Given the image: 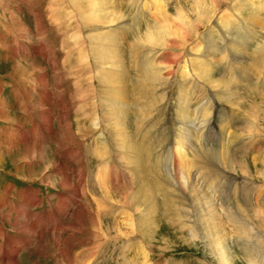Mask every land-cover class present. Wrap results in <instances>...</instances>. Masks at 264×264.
Segmentation results:
<instances>
[{"label":"rangeland","instance_id":"obj_1","mask_svg":"<svg viewBox=\"0 0 264 264\" xmlns=\"http://www.w3.org/2000/svg\"><path fill=\"white\" fill-rule=\"evenodd\" d=\"M74 1L0 0V112L8 117L3 120L0 116V245L3 240L7 245L5 249L1 247L0 263L15 260L17 264H64L63 252L72 257L73 263L80 254L77 264H264V79L260 77L264 72L256 74L252 67L263 66L262 54L256 47L257 41H264V34L251 41L250 32L249 40L240 32L236 36L247 42L238 62L251 71L247 73L253 79L235 81L238 92L243 94L241 107L233 98L225 101L219 92L222 90L217 87L214 91L194 75L195 70L183 69L189 47L177 42L179 36L173 35L170 43L156 41L158 38L146 40V32L164 36L157 32L165 23L162 13L169 17L166 19L170 24L174 22L173 30L177 28L179 11H184L198 33L209 34L218 46H223L222 23H214L215 15L212 22L207 20L205 13L210 0H165L166 7L160 15V9H154L150 0ZM233 4L240 5L238 14H227L233 19L229 24L234 30L243 31L244 20L249 19L261 23L258 30L264 32V0H221L217 8L219 21ZM146 8L156 12L152 16ZM99 9L123 13L112 23L120 26L113 28L107 17L103 26L97 27L100 23L96 18L104 16ZM9 21L13 23L9 25ZM96 34L102 42L105 35L117 43V56L124 68L118 69L120 78L112 75L113 79L105 81L94 68L89 52ZM227 37L231 39L232 35ZM225 52L226 56L222 51L211 56L219 64L213 78H219L223 69L231 73L223 74L224 79L232 75L233 61L227 56L228 50ZM192 54L208 56V49ZM177 56L182 59L179 63L167 62ZM198 76L207 79L203 73ZM224 82V86L232 85V81ZM192 86L190 108L186 120H182L178 116L179 92ZM106 101L115 107L113 115L105 113ZM121 102L125 104L122 108ZM253 106L261 111L254 113L258 116L259 131L255 130L259 136L257 131L249 133ZM94 110L98 120L93 118ZM115 120L126 123L138 150L134 148L135 155L142 156L133 157L136 161L128 167L119 159L121 153L114 143L117 131L111 124ZM181 126L190 135L177 145L175 139L184 131ZM172 147H183V153H188L184 163L190 159L193 165V187L206 195L207 204L213 199L219 209L220 223L214 226L211 222L210 231L198 225L197 217L181 199L182 190L188 191L184 173L179 164L173 167L164 158ZM95 149L105 151L106 159L97 157ZM155 155L163 161L157 162ZM101 165L105 169H99ZM98 170H102L101 176L112 194L101 210L94 197L103 193L91 178ZM64 177L69 183L63 182ZM140 183H145L144 190L140 191ZM127 194L142 196L138 204L145 200L141 205L151 207L148 212L142 210L146 212L144 217L135 214L136 226L123 222L132 213ZM101 224L103 229L98 228ZM117 225L121 227L118 235ZM105 230L106 237L102 234Z\"/></svg>","mask_w":264,"mask_h":264},{"label":"bare ground","instance_id":"obj_2","mask_svg":"<svg viewBox=\"0 0 264 264\" xmlns=\"http://www.w3.org/2000/svg\"><path fill=\"white\" fill-rule=\"evenodd\" d=\"M76 1V0H75ZM74 1V2H75ZM106 1V0H105ZM164 1V2H163ZM203 1V0H202ZM221 0H210V5H209V7L205 10V13L206 14H208V17H207V20H209V21H211L210 19H212L213 18V16L215 17L214 19V23L216 24V25H218L219 26V23H222L221 25H222V43H223V46L222 45H220V46H218V44L214 41V39L213 38H209L208 36H209V34H207V33H203V34H201V33H198L197 31H198V29L195 27V26H193L192 25V21L190 20V19H187L186 18V16L184 15V11L182 12V11H179V13H178V24H177V28L176 29H173L172 30V27H173V24H174V22L172 23V24H170V22L166 19V17H165V15H163V13L160 15L159 13H161L162 12V10L166 7L165 5V0H150V4H153L154 5V9L157 7V8H159L160 10L157 12V14L158 15H160V16H163L162 18H163V20L165 21V23L163 24V27H161L157 32H160V33H163L164 34V36H166V38L163 36H157L156 34H149L148 32H146V40H147V42L148 41H150V42H153L156 38H158V40H156V41H162L161 43H165V41H169V43L172 41V37H173V35H174V37H175V35H177V36H179L178 38H176V40H177V42H178V40H179V42H183L184 44H186V45H188V56H186L185 58H186V61H185V65H183V69L184 68H186L187 69V67L190 69V70H192V71H194L193 73H194V75L197 77V78H202L201 80H203V81H205V82H207L213 89H214V91H216L215 89H220V90H222V91H219L220 93H222V95L221 96H223L226 100L225 101H227V102H229L230 100H232V98H233V101H235L237 104H239V106H241L242 107V105H240L242 102H243V94L241 95L239 92H238V85H237V83H235V81H237V80H242V82H251V81H253V79L250 77V75H249V73H247V72H251L249 69H243V67H242V65H241V63H239L238 62V59L240 58V54H241V48H244V47H246V44H247V42L242 38V39H240V37H236L237 35H238V33L240 32V34L241 35H244L248 40H249V32H250V41L251 40H253V38L254 37H257L259 34H262V36H263V34H264V32L262 31V29H260V30H258V28H260L261 27V23H259V22H255V20L254 21H251V20H249V19H246V20H244V22H245V24H244V30L243 31H240V29H238L237 28V30H234L233 29V25L231 26L230 24H229V22H232V20L233 19H230V18H232V17H229V16H227V14L229 13L230 14V16H233V15H236V14H238L236 11L237 10H239L240 8V5L239 6H237V5H231L230 6V9H227V11H225L224 12V14L221 16V21H219L218 20V16H217V8H219L218 6H219V2H220ZM239 1V0H238ZM71 2V1H70ZM201 2V1H200ZM248 2V1H247ZM71 3H73V2H71ZM116 3V2H115ZM109 4V3H108ZM107 4V5H108ZM136 4V3H135ZM149 4V3H148ZM206 4V3H205ZM220 4H222V3H220ZM77 5V4H76ZM103 5V4H102ZM105 5V4H104ZM103 5V6H104ZM110 5V4H109ZM116 5H117V3H116ZM143 5V4H142ZM208 5V4H207ZM71 6H72V4H71ZM144 6V5H143ZM90 7V6H89ZM115 7V6H114ZM80 8V7H79ZM83 8H85V7H83ZM101 8V7H100ZM104 8H105V6H104ZM110 8V7H109ZM142 8V7H141ZM156 8V9H157ZM201 7H200V4L198 3V6L196 5V9H200ZM57 9V8H56ZM147 10H148V12L149 13H151L152 14V16H153V13H155L156 11L153 9V10H151L150 8H146ZM205 9V8H204ZM142 10H144V8H142ZM197 10V11H198ZM228 10H229V12H228ZM92 11V10H91ZM155 11V12H154ZM165 11V10H164ZM99 13L100 12H104L103 14H104V16H101V15H97L98 17L96 18V23H100V25H97V27L99 26V28L100 27H102L103 26V23H104V21L103 20H106V18L108 17V21H109V23L111 22V24L113 23V21H115L114 19L116 18V16H117V18H118V16H119V18H121V17H123V13H121V12H116V11H113V10H110V11H106V10H101V9H99V11H98ZM124 12V11H123ZM146 12V11H145ZM202 12V11H201ZM216 12V13H215ZM1 14V13H0ZM92 14V13H91ZM102 14V15H103ZM156 14V15H157ZM12 15V14H11ZM89 15V14H88ZM2 16V15H1ZM125 16V15H124ZM201 16V15H200ZM78 17V16H77ZM103 17V18H102ZM198 17H199V15H198ZM204 17V16H203ZM242 17V16H241ZM251 17V16H250ZM249 17V18H250ZM167 18H169V17H167ZM195 18V17H194ZM222 18H224V19H222ZM227 18H229V19H227ZM234 18V17H233ZM235 18H237V16L235 17ZM196 19V18H195ZM259 19V18H258ZM11 20V19H10ZM90 20H92L91 18H90ZM120 20V19H119ZM167 20V21H166ZM192 20H194V19H192ZM226 20H229V21H226ZM195 21V20H194ZM197 21V20H196ZM223 21H226V22H223ZM10 23H9V25H11L13 22L12 21H9ZM212 22V21H211ZM263 22V21H262ZM86 23V22H85ZM93 23H95V22H93ZM196 23V22H195ZM200 23H201V21H200ZM124 24H126V23H124ZM205 24V23H204ZM4 25V24H3ZM113 25V24H112ZM115 25H119L120 26V24H115L114 23V25H113V28H114V26ZM130 25H131V23H128V24H126V26H129L130 27ZM195 25V24H194ZM109 26H110V24H109ZM122 26V29L123 28H125L126 26H124V25H121ZM134 26V25H133ZM198 26V25H197ZM237 26V25H236ZM242 26H243V24H242ZM108 27V26H107ZM156 27V26H155ZM154 27V28H155ZM196 28V29H194V28ZM232 27V28H231ZM235 27V26H234ZM239 27V26H238ZM7 28V27H6ZM134 28V27H133ZM152 28V27H151ZM82 29V28H81ZM109 29V28H108ZM117 29H119L118 27H117ZM116 29V30H117ZM126 29V28H125ZM131 29V28H130ZM110 30V29H109ZM120 30V29H119ZM128 30V29H127ZM126 30V31H127ZM145 30H146V28H145ZM225 30V31H224ZM107 31V30H106ZM114 31V30H113ZM115 32V31H114ZM156 32V33H157ZM178 32H180V33H178ZM247 32V33H246ZM151 33V32H150ZM83 34V33H82ZM228 34H231L232 35V37H231V39L229 38V37H227V35ZM109 35V34H108ZM138 35V34H137ZM97 34H96V36H94V38H93V40H94V42H92V41H90L91 43H90V52H89V54H91V57L93 56V60H94V64H93V66H94V68L95 69H97V72H98V75L100 76V78H101V76H103V80L104 79H106L105 81H107V79H110L111 77H112V75L114 76V78H120L121 76L119 75V70L118 69H120V70H124V68H123V63H122V60L120 59L121 57H119V56H117V55H120V54H118V52H117V43H115L112 39H110V38H108L107 36H105L104 35V37H102L103 39H104V41L105 42H102V41H100L98 38H97ZM112 36V35H111ZM157 36V37H156ZM120 37V36H119ZM138 37H140L139 35H138ZM174 37H173V40H174ZM77 38V37H76ZM108 38V39H107ZM113 38V37H112ZM114 38H115V35H114ZM110 39V40H109ZM117 39V38H116ZM145 40V39H144ZM224 40V41H223ZM235 40H237V41H235ZM256 40V39H255ZM85 41V40H84ZM111 41V42H110ZM149 42V43H150ZM264 41H263V39L259 42V41H257V51L260 53V54H262L261 55V58H262V61H261V64H263V66H264V43H263ZM79 43V42H78ZM142 43V42H141ZM148 43V44H149ZM143 45V44H142ZM147 45V44H146ZM146 45H143V46H146ZM164 45V44H163ZM80 46V45H79ZM146 47H148V46H146ZM155 47V46H154ZM171 47V46H170ZM181 47V46H180ZM149 48V47H148ZM178 48V47H177ZM204 48H206V49H208V56H204V55H196V54H192V51H195V52H198V51H201V49H204ZM147 49V48H146ZM146 49H144V50H146ZM187 49V48H186ZM245 49V48H244ZM101 50H103L104 51V55H101ZM157 50H159V49H157ZM226 50H228V55L227 56H230L231 57V60L233 61V64H231L232 65V67L230 68V70H232L233 72H232V75H229L230 77H228V79H224L223 77H224V75L223 74H225V75H227V73L228 74H231L230 72H227V73H225V69H223V72L224 73H222V75H219L220 77L219 78H217V77H212V73L218 68V66H219V64H218V66L216 65V63L217 62H215V61H213V60H211L213 57H211V56H213V54H215V53H218V52H220V51H222L223 53H225V56H226ZM121 51V50H120ZM142 51V50H141ZM152 51V50H151ZM149 52V51H148ZM85 53V52H84ZM120 53V52H119ZM147 53V52H146ZM251 53V52H250ZM110 54V55H109ZM246 54V53H245ZM253 54V53H252ZM143 55V54H142ZM150 55V54H149ZM85 56V55H84ZM73 57V56H72ZM80 57H81V54H80ZM90 57V56H89ZM142 57H144V56H142ZM205 58V61H203V62H201V60H200V58ZM74 58V57H73ZM75 58H77V57H75ZM149 58V57H148ZM175 58V59H174ZM174 58H171L172 60H169V61H167L169 64H175V60L177 61V63H179V60H182L181 59V56H177V57H174ZM177 58V59H176ZM78 59V58H77ZM124 59V58H123ZM152 59V58H151ZM140 60H141V57H140ZM96 61H98L97 63H96ZM142 61H143V59H142ZM207 61V62H206ZM252 61V60H251ZM31 62V61H30ZM86 62V61H85ZM144 62V61H143ZM151 62V61H150ZM154 62V61H153ZM208 62L212 65V67L211 66H209V64H208ZM147 63V62H146ZM145 63V64H146ZM154 63H156V62H154ZM162 63V62H161ZM250 63V62H249ZM17 64H19V62L17 63ZM21 64V63H20ZM198 64V65H197ZM240 64V65H239ZM251 64H254V62L253 63H251ZM80 65V64H79ZM83 65H85V64H83ZM147 65V64H146ZM155 64H153V66H154ZM87 66H88V64H87ZM140 66V65H139ZM150 66V65H149ZM148 66V67H149ZM153 66H152V68H153ZM247 66V65H246ZM249 66V65H248ZM256 66V65H255ZM263 66L261 67V68H258V67H254V65L252 66L253 67V70L255 71V73L257 74V72H259V74L263 71L264 72V70H263ZM141 67V66H140ZM221 67V66H220ZM251 67V66H250ZM31 68H33V67H31ZM93 68V69H94ZM142 68V67H141ZM150 68V67H149ZM155 68V67H154ZM153 68V70H155ZM160 68V67H159ZM158 68V69H159ZM146 69V68H145ZM151 69V68H150ZM178 69H180V68H178ZM182 69V70H183ZM200 69V70H199ZM144 70V69H143ZM160 70V69H159ZM182 70H181V72H182ZM197 70H199V71H197ZM220 70V69H219ZM32 71V70H31ZM109 71H111V73L109 72ZM167 71V70H166ZM24 72V71H23ZM96 72V71H95ZM143 72H145V71H143ZM150 72H151V70H150ZM184 72V71H183ZM218 72V71H217ZM108 73H110V75L108 74ZM152 73V72H151ZM150 73V74H151ZM155 73H156V70H155ZM192 73V72H191ZM201 74L202 75V73H203V75L204 76H206V78L207 79H205V78H203V76L202 77H199L198 76V74ZM22 74V73H21ZM101 74V75H100ZM183 74V73H182ZM219 74V73H218ZM158 75H160L159 73H158ZM184 75V74H183ZM255 75V74H254ZM30 76V75H29ZM108 76H110V77H108ZM156 76V75H155ZM92 77V76H91ZM159 77V76H158ZM179 77H181L180 75H179ZM178 77V78H179ZM212 77V78H211ZM257 77V76H256ZM260 77L262 78V79H264V75H261L260 74ZM24 78V77H23ZM38 78H42V77H38ZM182 78V77H181ZM111 79H113V77L111 78ZM150 79H154V76L152 77V78H150ZM196 79V78H195ZM261 79V80H262ZM122 80V79H121ZM188 80V79H187ZM257 80H258V78H257ZM223 81H225V82H231L232 81V85H230V84H225V86H224V84H223ZM264 81V80H263ZM120 82V80L117 82V84ZM125 82V81H124ZM181 82H182V80H181ZM224 82V83H225ZM127 84V83H126ZM239 84V83H238ZM264 84V83H263ZM102 85V84H101ZM112 85V84H111ZM187 85V84H186ZM189 85V84H188ZM259 85V84H258ZM109 87H111L110 85H108ZM121 86H123V85H121ZM203 86V85H202ZM207 86V85H206ZM254 86V85H253ZM256 86V85H255ZM260 86V85H259ZM140 87V86H139ZM193 87L194 86H192L190 89L188 88V89H186V90H184V88H183V90H181L179 93H180V101H179V107H180V110H178L179 111V114H178V116H179V118L180 119H182V120H186L185 118L187 117L186 116V113H187V111L189 110V108H190V100H191V96H192V94H193ZM208 87V86H207ZM218 87V88H217ZM113 88V87H112ZM186 88V87H185ZM113 89H117V87L115 88H113ZM121 89H124V87H122ZM211 89V88H210ZM261 90V89H260ZM116 91V90H115ZM254 91V90H253ZM119 92H120V90H119ZM119 95H121V93L119 94ZM214 95H216V94H214ZM220 96V95H219ZM220 96V97H221ZM112 97V96H111ZM115 97V96H114ZM117 97V96H116ZM118 99H119V97H118ZM124 99H125V97H124ZM89 100V99H88ZM114 100V99H113ZM108 102H110V101H108ZM123 102V101H122ZM121 102V104H119V105H121V108L123 107V106H125V104H123ZM204 103H206V100H205V102ZM114 104H115V102H114ZM236 104V105H237ZM202 105V104H201ZM228 105V104H227ZM118 106V105H117ZM249 106H250V104H249ZM102 107H103V104H102ZM255 107L256 106H253L252 108H254L255 109ZM104 108H106V111H105V113L107 114V115H113V112L115 111V109H113V108H115L114 106H113V104L110 102L109 104H107V101H106V105H105V107ZM103 108V109H104ZM137 108V107H136ZM141 108V107H140ZM249 108H251V107H249ZM119 109V108H118ZM145 109V108H144ZM205 110V109H204ZM118 111V110H117ZM250 111H252V110H250ZM256 111H260V110H258V109H255L253 112H251V113H249L250 115H249V122H248V124H249V133H252L253 134V132L254 131H257L258 129V122H257V118H258V116L257 115H255L254 113H256ZM94 112H95V110H94ZM120 112V111H119ZM118 112V113H119ZM261 112V111H260ZM3 113V111H1L0 112V116H1V114ZM93 113V112H92ZM121 113H123V112H121ZM142 113V112H141ZM231 114H233V113H231ZM107 115H105V116H107ZM97 116H98V118H99V115H97L96 114V112H95V115H94V119H96L97 118ZM142 117H144L143 116V114L141 115ZM2 119L3 120H6L8 117L6 116L5 117V115L4 114H2ZM81 117V116H80ZM247 117V116H246ZM98 118H97V120H98ZM111 118H112V116H111ZM102 119H103V117H102ZM104 119H106L107 120V117H104ZM116 119V118H115ZM143 119V118H142ZM111 120V119H110ZM117 120V119H116ZM115 120V121H116ZM181 120V121H182ZM45 121V120H44ZM48 121V119L46 118V121L45 122H47ZM124 121V120H123ZM109 122V121H108ZM48 123V122H47ZM96 124H98V123H96ZM125 124L126 123H123V122H114L113 124H111L112 125V127L117 131V132H115V137H113L115 140H116V142H114L115 144H116V146L118 147V151H119V153L118 154H120L121 153V156H119V159H122V162H124L125 163V165H126V167H128L130 164H132L133 162H135L136 161V159H140L142 156L140 155V151L138 152L139 153V156L137 157V154L135 155V149L137 150V148L135 147V145L133 146V144H134V142L132 143V136H131V134H129V132H128V130H127V128L125 127ZM181 125H183L182 123H181ZM180 126V125H179ZM128 127V126H127ZM187 127V126H186ZM192 128V127H191ZM108 129H111V128H108ZM113 129V130H114ZM180 129V128H179ZM181 129L182 130H184L183 131V133H179V136L175 139L176 140V144L178 145V144H180V143H182V138L184 137H188L187 135H190L188 132H186L187 131V129L185 128V126H184V128L181 126ZM186 129V130H185ZM255 129H257V130H255ZM198 130V129H197ZM262 130V129H261ZM259 131V130H258ZM258 131H257V133H258ZM179 132V131H178ZM191 132V131H190ZM247 132V131H246ZM245 132V133H246ZM185 133V134H184ZM263 133V132H262ZM248 134V133H247ZM227 135V134H226ZM250 135V134H249ZM257 135V134H256ZM260 135H261V133H260ZM264 135V134H263ZM244 136V135H243ZM254 136V135H253ZM258 136H259V133H258ZM200 137V136H199ZM198 137V138H199ZM256 137V136H255ZM262 137V136H261ZM197 140V139H196ZM198 141V140H197ZM245 141V140H244ZM256 141V140H255ZM254 141V142H255ZM11 145V144H10ZM5 146V145H4ZM6 146H8V145H6ZM115 146V145H114ZM139 146V145H138ZM7 148H9V147H7ZM135 148V149H134ZM139 148V147H138ZM140 149V148H139ZM138 151V150H137ZM143 151V150H142ZM145 151V150H144ZM95 153H96V155H97V157H99L102 161L103 160H105L106 159V154H105V151H98L97 149H95ZM187 154L188 153H183V147H181V148H178V147H176V148H174V147H172V148H169L168 149V153L166 154V157H164L165 158V160H167V164L168 165H173V167L174 166H176V167H178L179 165L181 166V168H180V170H182L181 172H183L184 174H182L183 175V178L186 180L185 181V183H184V186L185 185H187L188 186V188H187V190L188 191H185V190H182V196H181V199L182 200H184V204H185V207H188V210L190 209L191 211L190 212H193V217H197V221H198V225H203L204 226V228L205 227H207V228H209V227H211L210 226V224H211V222H213V225L214 226H216L218 223H220V216H219V214L217 213V211L216 210H219L218 209V207H217V205H215L216 203L214 202L213 203V199H211V203L210 204H207V199H206V195L205 194H201L200 193V191L198 192L197 191V189H195L193 186V182H194V179H192L191 178V171H192V169H193V165H191V163H190V159H189V161L188 162H186V163H184L185 161H187L188 160V158H187ZM165 155V154H164ZM161 156H163V155H161ZM133 157L134 158H136V159H133ZM41 158H42V156H41ZM155 158L157 159L156 161L158 162V160H159V163L161 162V161H163V158H161V157H156V155H155ZM202 158V160L203 159H205L203 156L201 157ZM40 161V160H39ZM144 161V160H143ZM43 162V161H42ZM145 163H146V161H145ZM153 163H155V162H153ZM159 163L158 164H156L155 163V166H158L159 165ZM134 164V163H133ZM179 164V165H178ZM136 165V164H135ZM135 165H134V167H135ZM148 165V164H147ZM167 165V166H168ZM178 165V166H177ZM197 166H199V165H196V168H197ZM149 167H150V165L148 166V169H149ZM172 167V168H173ZM101 168H104L105 169V166L104 165H101L100 166V168L99 169H101ZM143 168V167H142ZM171 168V167H170ZM169 168V169H170ZM137 169V168H136ZM147 169V168H146ZM145 169V170H146ZM199 169V168H198ZM174 171H173V175L175 176V179H176V175L174 174L176 171V168L175 169H173ZM100 171H102V170H100ZM99 170L96 172V173H94L93 174V176H91V178L93 179V184H95V186H98L97 188H99L100 189V191L103 193V195L101 196V193H100V195L98 196V197H94V200H95V204L98 206V208H99V210H101L102 208H103V206H105L106 204H107V201L109 202L111 199H112V194L110 193L111 191H110V188H109V186L110 185H108V183H106V181H105V179L101 176V172H100ZM106 171V170H105ZM143 173H145V172H143L142 171V175H143ZM149 173V172H148ZM48 174V173H47ZM46 174V175H47ZM109 174V173H108ZM141 174V173H140ZM170 173H169V171H168V175H169ZM134 175V174H133ZM167 175V176H168ZM112 176V175H111ZM170 176V175H169ZM139 178V177H138ZM145 178V177H144ZM147 178V177H146ZM169 178V177H168ZM63 179V182H65V183H69L67 180H68V178L67 177H64V178H62ZM61 179V180H62ZM111 179V178H110ZM138 180V179H137ZM142 180V179H141ZM172 180V179H171ZM171 180L169 179V181H167L168 183H170V186L171 187H173V183L171 182ZM197 180V179H196ZM173 181V180H172ZM54 183V182H53ZM64 183V184H65ZM187 183V184H186ZM196 183V182H195ZM87 184V183H86ZM108 186H107V185ZM145 184V183H144ZM144 184H141L140 183V185H139V188H140V191L141 190H144L143 188H142V186L144 185ZM69 185V184H68ZM182 185V184H181ZM144 187V186H143ZM136 188V187H135ZM183 188V187H182ZM186 188V187H185ZM70 189V188H69ZM138 189V188H137ZM137 189H136V191H137ZM252 189H254V188H252ZM146 190V189H145ZM172 190V189H171ZM146 192V191H145ZM180 192V191H179ZM123 194V193H122ZM125 194V193H124ZM124 194H123V196H124ZM142 194V193H141ZM141 197L142 196H139V197H135L134 195H132V194H127V196H125V198L128 200V201H131L130 203L131 204H129L130 206V210H131V212L133 213V215H132V213H130V214H128L125 218H124V220H123V222H126V223H128V224H133V221H134V217H135V214H138V215H140L141 217H144L143 215L146 213V212H148L150 209H151V207H149V206H147V207H145V206H142L141 204L142 203H144V201L145 200H143L142 201V203L141 204H138V201L141 199ZM143 198V197H142ZM207 198H209V197H207ZM112 202V201H111ZM106 203V204H105ZM118 203V202H117ZM127 204H128V202H126ZM213 203V204H212ZM104 204V205H103ZM110 205V204H109ZM181 205V204H180ZM172 206V205H171ZM182 206H183V204H182ZM184 208V207H183ZM129 210V211H130ZM142 210H146V212H143L142 213ZM105 212V211H104ZM140 212V213H139ZM151 212V211H150ZM179 212H181V213H183V210L181 209ZM101 213V212H100ZM99 213V214H100ZM106 213V212H105ZM188 213L189 212H187V215H188ZM185 214V213H184ZM97 215V214H96ZM186 215V216H187ZM100 216V215H99ZM98 216V217H99ZM115 216V215H114ZM189 216V215H188ZM187 216V217H188ZM137 217V216H136ZM187 217L185 218V219H187ZM192 217V216H191ZM114 218V217H113ZM147 218V217H146ZM97 219V218H96ZM94 219V221H96L97 222V224L99 225V220L97 219ZM131 219V220H130ZM182 221V220H181ZM189 221H190V219H189ZM135 222V221H134ZM210 222V223H209ZM24 224V223H23ZM96 224V223H95ZM127 224V225H128ZM137 224V223H136ZM190 224H191V222H190ZM139 225H140V222H139ZM194 225H196V224H194ZM206 225H208V226H206ZM221 225H222V223H221ZM220 224H219V226H221ZM223 225H224V223H223ZM133 226H136L135 224H133ZM133 226H131V227H133ZM182 226L184 227V225H183V222H182ZM213 226V227H214ZM19 227V226H18ZM222 227V229H223V226H221ZM25 228V227H24ZM99 229H103V226H102V224L98 227ZM115 228H116V235H118L119 233H120V231H121V227L119 226V225H117V226H115ZM194 228H195V226H194ZM200 228V227H199ZM204 228H202V230L204 229ZM30 229H32V228H30ZM105 229V228H104ZM139 229H141V228H139ZM196 229H198L197 228V226H196ZM218 229H219V227H218ZM26 230V229H25ZM107 231H108V229H106ZM106 230L105 231H102V234H103V236L104 237H106V235H107V232H106ZM132 230H133V228H132ZM137 230V229H136ZM192 230V229H191ZM213 230H216V232H217V227H215ZM220 230V229H219ZM218 230V231H219ZM225 231L227 230V229H224ZM30 231V230H29ZM100 231V230H99ZM134 231V230H133ZM209 231H210V228H209ZM222 231V230H221ZM26 232L28 233V234H30L27 230H26ZM132 232V231H131ZM135 232V231H134ZM133 232V233H134ZM144 234H145V232L144 231H142ZM202 232V231H201ZM220 232V231H219ZM205 233V232H204ZM211 234V233H210ZM212 235V234H211ZM216 235V234H215ZM220 235L217 233V237H219ZM40 237V236H39ZM70 238V237H69ZM103 238V237H102ZM208 239V238H207ZM211 239H213L212 237H211ZM219 239H221V237L219 238ZM218 239V240H219ZM69 241H70V239H69ZM211 241V240H210ZM220 241V240H219ZM72 244V243H71ZM70 245V244H69ZM151 245V244H150ZM69 247V246H68ZM70 248V247H69ZM68 249V248H67ZM71 249V248H70ZM69 249V250H70ZM69 250L67 251V252H69ZM65 251V250H64ZM142 251H144V250H142ZM141 251V252H142ZM224 252V251H223ZM222 252V253H223ZM70 253V252H69ZM12 254V253H11ZM79 255L80 254H77L76 256H75V262L76 263H73L72 262V257L69 255V254H64L63 252H62V257H63V260L65 261L64 262V264H77V262L78 261H76V259L79 257ZM226 255V254H225ZM81 256V255H80ZM84 257V256H83ZM143 257H144V255H143ZM146 257H148L147 255H146ZM145 257V258H146ZM145 258H143V259H145ZM148 258H150V257H148ZM226 258V257H225ZM224 259V258H223ZM80 260V259H79ZM60 261H61V259H60ZM94 261V260H93ZM150 262V261H149ZM83 263V262H82ZM0 264H3V263H0ZM4 264H17V261H15V260H12V261H6V262H4ZM86 264H91V263H89V261L88 262H86ZM227 264V263H226Z\"/></svg>","mask_w":264,"mask_h":264},{"label":"crops","instance_id":"obj_3","mask_svg":"<svg viewBox=\"0 0 264 264\" xmlns=\"http://www.w3.org/2000/svg\"><path fill=\"white\" fill-rule=\"evenodd\" d=\"M2 241V240H1ZM3 242V243H2ZM1 242L0 245V253H1V247L3 246V249H5L7 247L6 243H4V240ZM10 242V241H9Z\"/></svg>","mask_w":264,"mask_h":264}]
</instances>
